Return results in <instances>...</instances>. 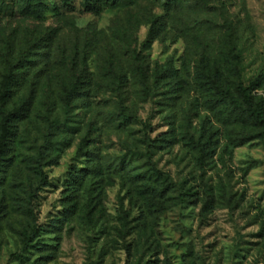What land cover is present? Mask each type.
Wrapping results in <instances>:
<instances>
[{
    "label": "rangeland",
    "instance_id": "1",
    "mask_svg": "<svg viewBox=\"0 0 264 264\" xmlns=\"http://www.w3.org/2000/svg\"><path fill=\"white\" fill-rule=\"evenodd\" d=\"M167 1L95 14L83 0L73 10L45 0L40 18L0 13V51L12 39L50 44L0 190V264H264V139L235 146L258 128L219 113L196 77L206 46L235 29L243 80L260 79L264 100V0ZM76 82L85 91L66 104Z\"/></svg>",
    "mask_w": 264,
    "mask_h": 264
},
{
    "label": "trees",
    "instance_id": "2",
    "mask_svg": "<svg viewBox=\"0 0 264 264\" xmlns=\"http://www.w3.org/2000/svg\"><path fill=\"white\" fill-rule=\"evenodd\" d=\"M121 1L83 0V7L85 12L98 14L107 8L117 6ZM61 2L64 8L75 9L76 0H61ZM180 2L182 0H168L166 2L167 9L170 5L174 6ZM46 7L45 0H0V13L8 11L12 15L17 14L25 17L40 18ZM149 22L152 23L148 37V41L151 42L156 39L162 23L155 16ZM15 44L13 39L11 42L7 41L0 51L4 69L0 79V190L6 185L8 169L13 167L15 160L20 155L18 152L20 125L27 118L32 103H34L36 91L34 92L33 88L34 86L38 88L42 81L38 74L41 70L35 72L40 66V57L43 56L39 51L50 47L44 37L32 43L19 46H15ZM206 50H210L207 63L197 67L196 77L201 84L208 86L212 91V96L216 98L219 103L218 107L221 109L219 113L225 116L244 117L251 125L258 128L257 136L245 138L235 146L245 144L254 137L264 139V100L253 92L260 87V79H254L248 85L243 80L242 51L238 45L236 30H230L225 34L220 32L218 42L213 45L209 44L206 46ZM138 71L143 72L142 68ZM81 83L76 82L66 89L64 96L66 104L78 99L85 91L82 89ZM25 87H31L30 93L20 95ZM153 141L149 139V145H153ZM199 145L204 153L206 146L201 142ZM47 153L44 155V152L41 151V157L46 159L45 156L50 155V152ZM53 159L51 158L46 165L53 164ZM37 165L38 178L42 185H46L48 177L43 171L45 164L42 165L39 160ZM149 171L158 177H165L168 181L166 174L156 166H152ZM38 235L39 228L36 225L25 229L23 234L24 250L29 249Z\"/></svg>",
    "mask_w": 264,
    "mask_h": 264
}]
</instances>
